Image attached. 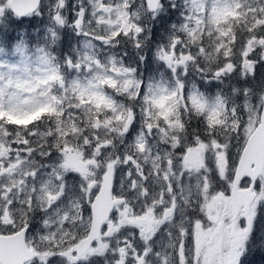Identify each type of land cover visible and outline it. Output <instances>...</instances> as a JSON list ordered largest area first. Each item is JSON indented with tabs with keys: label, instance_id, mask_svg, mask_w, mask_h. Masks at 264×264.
<instances>
[{
	"label": "rangeland",
	"instance_id": "rangeland-1",
	"mask_svg": "<svg viewBox=\"0 0 264 264\" xmlns=\"http://www.w3.org/2000/svg\"><path fill=\"white\" fill-rule=\"evenodd\" d=\"M169 9L166 30L138 46L142 63L150 55L142 72L122 64L117 31L155 29ZM263 20L264 0H159L153 13L144 0H42L24 17L0 0V30L37 26L34 43L0 36V233L27 227L35 256L25 264H253L244 256L264 255V171L249 208L235 218L229 208L263 99L264 29L252 30ZM111 161L123 201L77 255ZM163 216L178 227L158 235Z\"/></svg>",
	"mask_w": 264,
	"mask_h": 264
},
{
	"label": "water",
	"instance_id": "water-1",
	"mask_svg": "<svg viewBox=\"0 0 264 264\" xmlns=\"http://www.w3.org/2000/svg\"><path fill=\"white\" fill-rule=\"evenodd\" d=\"M40 0H9L11 11L23 16L35 11ZM149 13L158 7V0H144ZM70 165L79 173L86 169L82 160L69 159ZM264 169V93L260 109L258 123L247 136L235 165L231 186L229 190V208L232 218L243 209L246 211L256 196L255 182ZM113 175L114 164L109 162L105 165L104 172L100 176V183L96 194L90 203V225L86 236L81 238L76 246L77 255L83 253L96 240L101 232L102 224L108 219L113 207L120 203V198H113ZM244 178L250 180L246 187H240ZM92 184H90L91 186ZM221 224H218L219 230ZM26 227L12 234H0V264H24L33 258L34 253L27 248L25 243Z\"/></svg>",
	"mask_w": 264,
	"mask_h": 264
},
{
	"label": "trees",
	"instance_id": "trees-1",
	"mask_svg": "<svg viewBox=\"0 0 264 264\" xmlns=\"http://www.w3.org/2000/svg\"><path fill=\"white\" fill-rule=\"evenodd\" d=\"M167 12L163 13V15L161 16V18L159 19V24L157 26H155V29L153 28V26L149 23H139L140 27L142 28L141 32L137 35H135V33L133 31H130L129 33H125L124 30L119 29L116 33V35L112 38L113 41L115 43H118V46H114L112 49V52L121 60L122 64L128 65L130 67H133L134 70H136L139 73L142 72V68H144L145 65H147V61L150 57V55L144 60V63H142L140 61V58L145 56L142 53V49L139 48L138 46H143L145 44H147L149 41H151V39L153 38V34L154 33H158L160 34L161 32L165 31L167 26L166 23L168 22V20L166 18L172 17L170 16L169 10H166ZM258 13V12H257ZM261 15V13H260ZM163 18H165L164 20H162ZM251 18V16H250ZM230 19V18H229ZM18 21H13L12 23L9 24L8 29L13 28L14 31H10V32H5V30H0V36L1 38V42L7 43L8 45H11L12 43L16 42L17 40H19V38L21 37L22 39H25L28 43H34L35 41L31 40L32 36L34 35V32L37 28V26L31 25V24H23L21 27L23 29V32L18 31L19 29H21L20 27H18ZM31 23V21H30ZM264 23V20H263ZM34 26V27H32ZM264 29V24L263 25H258L257 27H252V30L256 33V35H258L259 31ZM243 28L237 29L235 32V36H236V42H235V46L237 44H244V40L245 38H243L241 32H242ZM144 36H151L150 39H148L147 41H141L140 38L144 37ZM139 38V39H138ZM116 52V53H115ZM124 52L127 54L125 56ZM118 53V54H117ZM243 52H239V55H243ZM135 60H134V58ZM234 64L236 63V61H233ZM261 68V74L264 73V65L262 64ZM141 71V72H140ZM189 73L190 75L194 76L193 71H191L189 69ZM251 78V76H248ZM213 83H219V82H213ZM213 83L210 82V84L208 85V87H210ZM197 87V86H196ZM107 89V88H105ZM198 91H200V89H197ZM200 119L202 117H199ZM183 125L184 127H189V129L194 130L195 132L197 131V123L191 124L190 126L188 125L187 122L183 121ZM222 189V188H221ZM251 258L252 259H256L258 260V262H263L264 258L261 254V252H255V253H251ZM95 259V258H93ZM100 260L103 261V258L99 257ZM102 264H107L106 262H102Z\"/></svg>",
	"mask_w": 264,
	"mask_h": 264
},
{
	"label": "flooded vegetation",
	"instance_id": "flooded-vegetation-1",
	"mask_svg": "<svg viewBox=\"0 0 264 264\" xmlns=\"http://www.w3.org/2000/svg\"><path fill=\"white\" fill-rule=\"evenodd\" d=\"M121 197H122V192L119 194ZM163 207L161 206V204L159 203V206H158V210H160V212L161 213H163ZM174 209V204H172V206H171V208L170 209H165L164 208V213H167V211H172ZM171 213V212H170ZM169 213V214H170ZM178 226L176 225V224H174V223H172L171 222V226L169 225L167 228H163V230H166L167 229V231H165L166 233H169V232H173L174 230H176V228H177ZM250 238V237H249ZM248 238V239H249ZM210 241V240H209ZM263 258H264V255H263ZM249 259H250V262H252L253 264H261V262H258V260H256V259H251V254H249ZM262 263H264V261L262 262Z\"/></svg>",
	"mask_w": 264,
	"mask_h": 264
}]
</instances>
